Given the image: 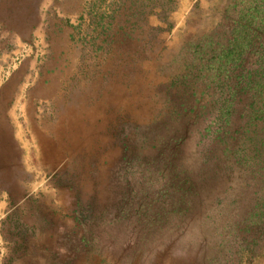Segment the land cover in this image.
Instances as JSON below:
<instances>
[{
	"label": "rangeland",
	"instance_id": "374dc122",
	"mask_svg": "<svg viewBox=\"0 0 264 264\" xmlns=\"http://www.w3.org/2000/svg\"><path fill=\"white\" fill-rule=\"evenodd\" d=\"M64 39L123 92L88 189L11 209L0 264H264V0H0L3 72Z\"/></svg>",
	"mask_w": 264,
	"mask_h": 264
},
{
	"label": "crops",
	"instance_id": "0c3cea01",
	"mask_svg": "<svg viewBox=\"0 0 264 264\" xmlns=\"http://www.w3.org/2000/svg\"><path fill=\"white\" fill-rule=\"evenodd\" d=\"M56 46L39 61L0 70V220L31 204L43 217L50 192H70L77 201L75 192L88 189L85 178L97 175L98 144L106 140L99 129L113 118L123 85L102 90L99 80L108 78L99 77L97 55L79 53L69 39L64 53Z\"/></svg>",
	"mask_w": 264,
	"mask_h": 264
}]
</instances>
